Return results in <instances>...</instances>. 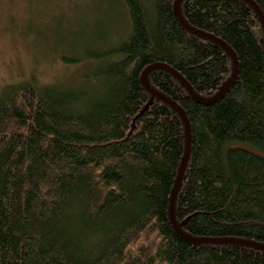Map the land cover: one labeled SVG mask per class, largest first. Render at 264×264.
<instances>
[{
    "label": "trees",
    "instance_id": "obj_1",
    "mask_svg": "<svg viewBox=\"0 0 264 264\" xmlns=\"http://www.w3.org/2000/svg\"><path fill=\"white\" fill-rule=\"evenodd\" d=\"M174 1L122 0L124 35L86 51L76 83L30 74L0 89V264H264V250L193 243L170 221L184 125L140 76L163 64L210 99L232 75L231 57L186 30ZM251 1L264 18V0ZM179 9L233 51L238 71L210 104L165 70L148 74L190 128L174 220L196 239L264 245L262 24L244 0H182ZM69 57L59 56L80 63Z\"/></svg>",
    "mask_w": 264,
    "mask_h": 264
},
{
    "label": "rangeland",
    "instance_id": "obj_2",
    "mask_svg": "<svg viewBox=\"0 0 264 264\" xmlns=\"http://www.w3.org/2000/svg\"><path fill=\"white\" fill-rule=\"evenodd\" d=\"M126 22L122 0H0V89L30 74L41 84L76 83L88 71L85 52L122 38Z\"/></svg>",
    "mask_w": 264,
    "mask_h": 264
},
{
    "label": "water",
    "instance_id": "obj_3",
    "mask_svg": "<svg viewBox=\"0 0 264 264\" xmlns=\"http://www.w3.org/2000/svg\"><path fill=\"white\" fill-rule=\"evenodd\" d=\"M182 0H175L173 3V12L174 15L176 16V18L178 19L179 23L186 29L188 30L190 33L196 34L200 37L206 38L208 40H211L213 42H215L216 44H218L219 46H221L226 53L231 57L232 59V75L230 77V79L228 81H226L225 83L222 84V86L219 88L217 94L210 98V99H204L201 98L197 95H195L190 86L186 83V81L175 71H173L170 67L163 65V64H154L152 66H149L147 68L144 69V71L142 72L141 76H140V81L141 84L146 88L147 91H149L151 93L152 96L166 102L168 105H170L178 114V116L180 117V119L182 120V123L184 125V132H185V149H184V155L182 157V161L180 163V167L177 173V177L176 180L174 182V186L172 188L171 194H170V198H169V218L170 221L172 223V226L174 227L175 231L184 239H186L187 241L193 242V243H232V244H237V245H241V246H247V247H252V248H256V249H261L264 250V245L255 243V242H249V241H244V240H233V239H196L193 237H190L188 235H185L184 233L181 232L179 226L176 224L175 220H174V201H175V197H176V193L177 190L180 186V182H181V178H182V174L188 159V155H189V148H190V128H189V123L188 120L184 114V112L182 111V109L179 108L178 105H176L175 103L171 102L170 100H168L167 98H165L164 96H162L161 94H159L158 92L154 91L152 88H150L148 81H147V77L148 74L153 71V70H165L167 72H169L170 74H172L174 77H176L179 82L182 84V86L185 88V90L187 91V93L192 96L194 98L195 101L202 103V104H210L213 103L215 101H217L218 99H220L224 93L228 90V88L232 85V83L234 82V80L236 79V75H237V71H238V67H237V59L233 53V51L223 42H221L220 40L214 38L213 36L207 34V33H203L201 31L195 30L193 28H191L186 21L183 19L181 13H180V3ZM246 1L251 7H253V9L255 10V12L258 15V18L262 24L263 27V32H264V18L261 14V12L259 11V9L257 8V6L251 1V0H244Z\"/></svg>",
    "mask_w": 264,
    "mask_h": 264
}]
</instances>
